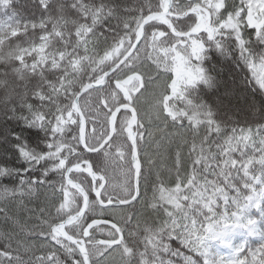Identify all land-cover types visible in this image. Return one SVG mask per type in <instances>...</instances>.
<instances>
[{
    "label": "trees",
    "instance_id": "1",
    "mask_svg": "<svg viewBox=\"0 0 264 264\" xmlns=\"http://www.w3.org/2000/svg\"><path fill=\"white\" fill-rule=\"evenodd\" d=\"M161 7L162 0H0V264H84L55 230L84 202L65 182L71 165L91 162L106 180L104 201L132 197L131 113L121 112L113 140L90 154L80 145L73 103L133 46V30L142 19ZM156 26L148 25L135 54V72L145 80L134 103L160 79L163 88L151 92L170 103L171 111L152 121L158 127L150 139L138 138L141 199L118 221L121 264H189L191 258L203 264L195 236L205 235L210 222L240 213L260 189L258 178L264 182V90L246 64L247 56L264 55V43L248 29L223 40L197 37L204 78L176 92L174 84L171 90L166 86L174 71L169 60L187 50L170 35L160 43L167 52L148 54V34ZM145 63L155 66L140 72ZM132 74L133 57L104 88L81 98L89 148L107 137L113 110L133 104L132 91L123 95L115 85ZM145 106L139 104L142 123L150 120ZM72 177L91 197L85 217L67 228L82 238L87 225L110 209L99 206L88 175ZM116 238L113 229L99 227L86 244ZM236 247L241 253L228 264H264V227L261 239L238 240ZM103 248H88L93 264Z\"/></svg>",
    "mask_w": 264,
    "mask_h": 264
},
{
    "label": "rangeland",
    "instance_id": "2",
    "mask_svg": "<svg viewBox=\"0 0 264 264\" xmlns=\"http://www.w3.org/2000/svg\"><path fill=\"white\" fill-rule=\"evenodd\" d=\"M203 6L210 9L211 13H202V19H199V27L193 30L199 32L205 30L206 34H209L213 39L216 35L228 36L236 35V37L242 36V30L240 29L241 21L245 19L246 10L244 4L252 8L257 14H264V0H233L235 5V11L223 14L218 9V3L224 5V0H200ZM214 19L217 28L213 26L215 23L209 21V18ZM240 22V23H239ZM245 22H243L244 24ZM220 24V26H219ZM222 25H226V28H220ZM219 26V28H218ZM16 32H12L15 34ZM211 33V34H210ZM261 40L264 43V30L261 32ZM221 40L225 39L219 37ZM186 44H182V48L187 51L186 55H180L176 52L174 57L169 61L174 65V71L172 72L169 84L166 85L167 89L171 90L174 84V90L178 92L181 87H187L204 78L203 72L198 68L200 53L202 51L201 46L198 44V38L186 39ZM246 64L248 65L252 76L258 85L264 90V55L247 56ZM143 64L139 68H145ZM180 72V74H178ZM160 73V72H159ZM164 74V73H163ZM180 75V76H179ZM165 76V75H164ZM179 76V79L177 78ZM162 78V77H161ZM167 77L165 76V79ZM164 79V83H165ZM160 79L150 82L149 91L145 93L140 99L139 104L147 103L148 110L145 106V116L150 118L147 121H162L163 116L160 113L169 115L171 111L170 103H166L162 97L153 94L158 89L163 88L157 82ZM241 138V137H240ZM261 179L258 178V185L261 184L259 190H255L253 195L247 200V204L242 208L241 212L235 214L232 218L224 217L221 221L210 222L206 227V234L202 237L195 236L198 242L197 253L203 260V264H228L229 262L235 263V259L239 255L240 249L236 247L237 240L245 239H260L263 233L264 224V182L261 183ZM109 211L114 212L110 209ZM122 211V210H118ZM108 214V215H111ZM107 214V213H106ZM112 236V235H111ZM110 236V237H111ZM115 236L111 237L114 238ZM199 238V240H197ZM100 258L96 264H121L123 262L122 251L119 248H107L104 247L98 252ZM189 264H198L195 259H189Z\"/></svg>",
    "mask_w": 264,
    "mask_h": 264
},
{
    "label": "water",
    "instance_id": "3",
    "mask_svg": "<svg viewBox=\"0 0 264 264\" xmlns=\"http://www.w3.org/2000/svg\"><path fill=\"white\" fill-rule=\"evenodd\" d=\"M166 1L168 4V7L165 11L160 12V13L150 14L143 19V21L140 25L141 36L138 39L137 43L128 51V53L115 66H113L110 70H108L103 75L102 79L99 80L97 83L86 84L81 89V91L79 92V94L77 95V97L75 98L74 103H73L74 109L76 110V112L78 113V116H79V141H80V145L82 146L83 149H85L88 153H91V154H96V153L100 152L112 141V139L115 135L116 119H117L119 113L121 111H126V110H129L132 113L131 120L128 123V129L132 134V149H133L132 162H133V168H134V189H135V191H134L133 196L129 200L114 201V202L103 201L101 198L102 190L101 189L97 190V181L99 180V177L97 176L96 172L94 171V169H93V167L89 161H83L81 163L71 165L66 170V173H65L66 184L70 188L77 191L83 197L84 205H83V208L79 212L68 216L63 222H61L58 225L59 227H57V228L55 227V228L58 230V233L61 237H63L66 241H68L70 244H72L73 246L76 247V249L79 251V253L83 259L84 264H93L91 261L89 251H88L87 246H86V239L90 236L91 231L94 228L99 227V226H108V227L114 228L116 230H119V227L112 221L105 220V219H98V220L92 221L86 227L83 238H80V239L75 238L67 231L68 226H70L71 224L75 223L76 221L80 220L81 218H83L85 216L86 212L88 211V208L90 205V200H91L89 194L84 189V187L72 178V174L74 172H84L90 177V179L93 183V194L96 196V199L102 208H113V207L120 208V207H125V206H129V205L133 204L134 201L140 195L141 164L138 163L139 150H138V146H137V137H136L135 130L133 127V122H134V125H136L138 122V114H137L136 110L129 104H123V105L118 106L110 116L109 132H108L106 139L95 149H89L87 147L86 141H85V135H86L85 128L87 126V123H86V119H85V116L83 114V111H82V108L80 105V99L88 90L99 89V88H103L106 86L109 77L111 75H113L117 70H119L136 52V50H137V48H138V46H139V44H140V42L144 36L145 28H146L147 24L152 19H154V18L164 19L168 15H170L172 0H166ZM189 1H191V0H189ZM171 17L177 18V19L181 18V16H171ZM259 17H260V15L254 14L252 9H248L247 17H246V22L248 24V27L250 29L256 28L258 32L264 27V20H262L260 23H258L257 19ZM179 36L182 37V35H179ZM132 83H133V76L130 77L128 80L124 81L122 84L116 83V87L122 93L127 94V90L125 87L127 85H131ZM77 170H79V171H77ZM122 238H123V236L121 235L119 240H117V241H113V242L104 241V242H102V244L103 245H118L122 241Z\"/></svg>",
    "mask_w": 264,
    "mask_h": 264
},
{
    "label": "flooded vegetation",
    "instance_id": "4",
    "mask_svg": "<svg viewBox=\"0 0 264 264\" xmlns=\"http://www.w3.org/2000/svg\"><path fill=\"white\" fill-rule=\"evenodd\" d=\"M224 5H222L221 3H218V9H220V12H222L223 14L230 12L231 9H233L234 6V1L233 0H224ZM165 6H166V0H162V7L159 11H155L153 13H158V12H162L165 10ZM244 9H246V5L244 4ZM189 12V16H187L186 18L183 19H177V18H173L171 16H178L182 13H186ZM211 13L210 9L203 6V3L200 0H172V6L170 9V15H168L165 20H159L158 19V23L156 28H154L151 31V34H149L148 39L149 41L147 42V46H146V52L148 54H152L153 51L159 50L158 47L155 44H159L157 42V38H167L170 35H174L176 31H180L182 33H189L192 30L197 29V27H199V19H202V13ZM209 21H211L212 23H215L214 19H212L211 17L209 18ZM220 22V21H218ZM216 22V23H218ZM213 26L214 28H217V25ZM160 26V30H158V27ZM220 26V24H219ZM218 26V28H219ZM226 25H222V28H226ZM163 29V31H162ZM174 32V33H173ZM205 30H201L199 31L198 35H209L205 33ZM211 34V33H210ZM197 35V36H198ZM192 38V37H191ZM185 39H189V38H185ZM184 43L186 44V41H184ZM135 55H133V74L136 73L135 70L137 69V65H136V60H135ZM151 59V57H150ZM143 80H145V77H143ZM117 81H122L121 79H118ZM139 81H136L133 83V90L131 89V93H133V101L136 102L137 100V96L139 94ZM130 92V91H129ZM143 128V124H142V120L139 117V121H138V125L135 127V131H137L139 129ZM139 133L137 136V139L139 138ZM132 161V159H131ZM92 194H93V189H92ZM94 195V194H93ZM95 196V195H94ZM117 236L119 237V232L115 231Z\"/></svg>",
    "mask_w": 264,
    "mask_h": 264
},
{
    "label": "bare ground",
    "instance_id": "5",
    "mask_svg": "<svg viewBox=\"0 0 264 264\" xmlns=\"http://www.w3.org/2000/svg\"><path fill=\"white\" fill-rule=\"evenodd\" d=\"M235 6H233V9H231L230 10V12H232V11H235V8H234ZM189 12H186V13H182V14H180V15H178V16H181V18L180 19H183V18H186L187 16H189ZM100 16H102V17H105L107 14L106 13H104V14H99ZM243 22H245V19L243 20V21H241V25H240V29L244 32V30L245 29H247L246 28V24L244 23L243 24ZM240 23V22H239ZM117 29H118V31H124L125 30V25H124V28H123V25L121 26V25H118L117 26ZM147 28H145V31H144V36H143V38H142V40H141V42H140V44H139V46H138V48L141 46V44L144 42V40H145V37H146V35H147ZM149 35V34H148ZM140 36H141V32H140V26H138L135 30H133V45H135L136 43H137V41H138V39L140 38ZM138 48H137V50H138ZM40 54H43V55H45V52H44V50L43 49H39V51H38ZM161 64V63H160ZM143 66L145 67V68H140V72H149V71H151L152 69H150V67H154L155 65L154 64H150V65H147L146 63L145 64H143ZM142 66V67H143ZM116 72H118V71H116ZM179 74H180V72H179ZM142 74L141 73H139V72H136V73H134L133 74V83L134 82H136V81H138L140 78H142ZM180 76V75H179ZM179 76L177 77L178 79H179ZM89 84V83H88ZM91 90H93V89H91ZM88 91H90V90H88ZM87 91V92H88ZM86 92V93H87ZM85 93V94H86ZM84 94V95H85ZM83 95V96H84ZM82 96V97H83ZM81 97V98H82ZM81 100V99H80ZM129 105H131L135 110H136V112H138L139 111V104L138 103H130ZM141 106V105H140ZM160 115H162L163 116V118H167V115H165V114H163V112H162V114L160 113ZM143 124V128H141L140 129V132H139V129L137 130V131H135V134H136V137L138 136V133L140 134L139 136H141L142 135V139L144 140V141H147L148 139H150V137H151V135H152V128H157L158 126L156 125V124H154V122H147V123H142ZM137 126V124L135 125V127ZM146 128H148V129H146ZM85 131H86V128H85ZM148 135V136H147ZM144 137H146V138H144ZM91 163V162H90ZM92 167H93V165H92ZM93 169H94V167H93ZM94 171H95V169H94ZM96 172V171H95ZM141 172H142V167H141ZM140 176H141V174H140ZM140 199H141V194L139 195V197L134 201V203L133 204H131V205H129V206H125V207H120V208H115V207H113V208H111L112 210H114V212H112L111 213V211H109L110 213H111V215H103V216H100L99 218L97 217L96 219H94V220H98V219H105V220H109V221H112V222H114V223H116L117 225H119V223H118V221L120 220V218H121V216L124 214V210L125 209H127V208H129V207H131V206H135V205H137L139 202H140ZM102 208V207H101ZM102 209H104V208H102ZM105 210H107V209H105ZM118 210H122V211H118ZM109 213V214H110ZM86 215V214H85ZM106 216H108L109 218H105ZM85 217V216H84ZM83 217V218H84ZM83 218H81V219H83ZM80 219V220H81ZM94 220H92V221H94ZM91 221V222H92ZM90 222V223H91ZM89 223V224H90ZM88 224V225H89ZM87 225V226H88ZM120 226V225H119ZM102 241L103 240H101V241H99V243L98 242H93L91 245H89V246H87V244H86V246L89 248V249H98V248H100V245H101V243H102ZM69 243V242H68ZM70 244V243H69ZM71 246H73L72 244H70ZM75 249H76V247L75 246H73ZM87 248V249H88ZM77 250V249H76ZM78 251V250H77ZM78 253H79V251H78ZM80 254V253H79Z\"/></svg>",
    "mask_w": 264,
    "mask_h": 264
}]
</instances>
